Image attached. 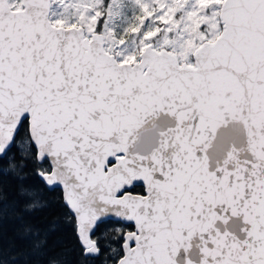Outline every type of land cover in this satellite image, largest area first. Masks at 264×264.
I'll return each mask as SVG.
<instances>
[{
    "label": "snow or ice",
    "instance_id": "obj_1",
    "mask_svg": "<svg viewBox=\"0 0 264 264\" xmlns=\"http://www.w3.org/2000/svg\"><path fill=\"white\" fill-rule=\"evenodd\" d=\"M0 264H264V0H0Z\"/></svg>",
    "mask_w": 264,
    "mask_h": 264
},
{
    "label": "trees",
    "instance_id": "obj_2",
    "mask_svg": "<svg viewBox=\"0 0 264 264\" xmlns=\"http://www.w3.org/2000/svg\"><path fill=\"white\" fill-rule=\"evenodd\" d=\"M6 228L8 229L9 233L11 232V226L10 225H6Z\"/></svg>",
    "mask_w": 264,
    "mask_h": 264
}]
</instances>
